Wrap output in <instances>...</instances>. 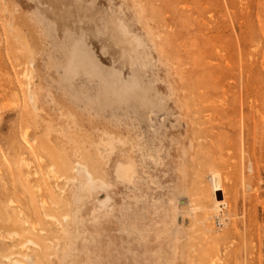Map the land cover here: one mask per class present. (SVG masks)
I'll return each instance as SVG.
<instances>
[{"label":"rangeland","instance_id":"rangeland-1","mask_svg":"<svg viewBox=\"0 0 264 264\" xmlns=\"http://www.w3.org/2000/svg\"><path fill=\"white\" fill-rule=\"evenodd\" d=\"M0 220V264H264V0H0Z\"/></svg>","mask_w":264,"mask_h":264},{"label":"bare ground","instance_id":"bare-ground-1","mask_svg":"<svg viewBox=\"0 0 264 264\" xmlns=\"http://www.w3.org/2000/svg\"><path fill=\"white\" fill-rule=\"evenodd\" d=\"M119 164V163H118ZM120 165V164H119ZM118 165V166H119ZM128 165V164H127ZM127 165H122L124 168L127 166ZM120 167V166H119ZM123 167H121V169H120V172H122L123 171V173H124V171H125V169L123 170ZM128 167V166H127ZM130 168H126V170H129V169H132V167L131 166H129ZM77 168H78V174L79 173H84L85 174V176H86V178H87V181H88V183H86V184H89L91 187L92 186H95V183H96V181H95V179H94V177H93V174L86 168V166L85 165H81L80 163L79 164H77ZM116 169V168H115ZM75 170V169H74ZM76 171V170H75ZM132 171V170H131ZM130 171V172H131ZM115 172H116V170H115ZM118 172V171H117ZM126 172V171H125ZM123 173H120V174H123ZM129 173V172H128ZM120 174H119V176H120ZM125 174V173H124ZM132 174V173H131ZM118 174H116V177H119V176H117ZM133 175V174H132ZM131 175V177H133ZM123 176V175H122ZM127 177H128V175H127ZM120 178H122L123 179V177H120ZM125 178V177H124ZM122 179H120V180H122ZM75 180V179H74ZM127 180V179H126ZM99 181H101V180H99ZM211 181H212V195H213V201H212V204L210 205V207H206V208H203L202 210H203V220L204 221H207L208 222V224H209V226H208V232L209 233H218V230H219V228L217 227V224H216V222H218L219 223V226H224L225 225V222H226V219H227V217H228V215H229V212L230 211H228V203H227V199H226V191H225V189H224V186H223V184H222V179H221V176L219 175V174H217V173H212L211 174ZM74 183H75V181H74ZM103 183V182H102ZM105 184V183H104ZM87 186V185H86ZM89 186V187H90ZM101 186L102 185H100V189H102L101 188ZM105 186H106V184H105ZM96 187V186H95ZM99 187V186H98ZM97 187V188H98ZM90 190H93V188H91ZM63 191V190H62ZM217 191H220V192H222V201H218V200H216V197H215V192H217ZM76 201H77V199H76ZM45 203V202H44ZM102 203V202H101ZM106 203V202H105ZM104 203V204H105ZM46 204V203H45ZM69 204V203H68ZM98 204H99V202H98ZM230 205V204H229ZM98 209V208H97ZM100 211V210H99ZM76 212V211H75ZM94 212V211H93ZM20 215V214H19ZM74 215H75V213H74ZM9 216V215H8ZM48 218H49V216H47ZM45 218H46V216H45ZM77 218V217H76ZM52 219V218H51ZM68 219V218H67ZM64 220V219H63ZM1 221V220H0ZM66 220H64V222H65ZM2 222H3V220H2ZM72 222H73V219H72ZM25 223V222H24ZM0 224H2L1 222H0ZM66 224V223H65ZM25 225V224H24ZM214 225V226H213ZM213 226V227H212ZM31 229H32V226H31ZM63 229V228H62ZM33 230V229H32ZM65 230H66V227H65V229H63V232H65ZM14 233V232H13ZM78 233V232H77ZM15 234V233H14ZM66 234V233H65ZM11 235V234H10ZM17 235V234H16ZM7 236V235H6ZM8 237V236H7ZM27 241V240H26ZM29 243V242H28ZM33 246V245H32ZM20 247V246H19ZM17 256V255H16ZM11 257V258H10ZM10 257H6V259L8 260V262H9V264H24V262L22 261H18V260H16V259H14V258H12V256H10ZM22 258H24V256L22 257ZM25 258H27V257H25ZM25 260V259H24ZM26 261V260H25ZM27 263V262H26ZM29 263V262H28ZM32 264H35V262H33L32 261Z\"/></svg>","mask_w":264,"mask_h":264}]
</instances>
